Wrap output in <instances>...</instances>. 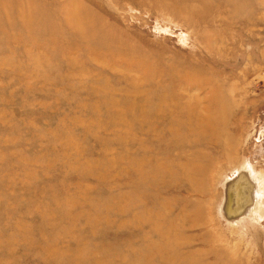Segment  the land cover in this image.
<instances>
[{"label":"rangeland","instance_id":"rangeland-1","mask_svg":"<svg viewBox=\"0 0 264 264\" xmlns=\"http://www.w3.org/2000/svg\"><path fill=\"white\" fill-rule=\"evenodd\" d=\"M0 264H264V0H0Z\"/></svg>","mask_w":264,"mask_h":264},{"label":"bare ground","instance_id":"bare-ground-1","mask_svg":"<svg viewBox=\"0 0 264 264\" xmlns=\"http://www.w3.org/2000/svg\"><path fill=\"white\" fill-rule=\"evenodd\" d=\"M231 190V189H230ZM247 213V212H246Z\"/></svg>","mask_w":264,"mask_h":264}]
</instances>
